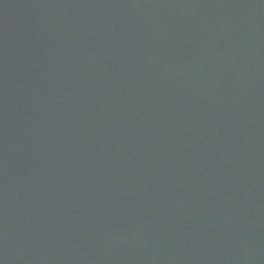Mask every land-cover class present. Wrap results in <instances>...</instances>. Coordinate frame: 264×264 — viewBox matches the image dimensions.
<instances>
[{
    "label": "water",
    "instance_id": "water-1",
    "mask_svg": "<svg viewBox=\"0 0 264 264\" xmlns=\"http://www.w3.org/2000/svg\"><path fill=\"white\" fill-rule=\"evenodd\" d=\"M0 264H264V0H0Z\"/></svg>",
    "mask_w": 264,
    "mask_h": 264
}]
</instances>
